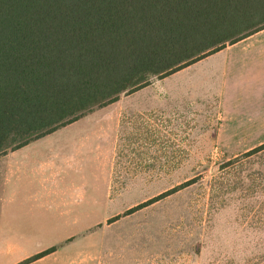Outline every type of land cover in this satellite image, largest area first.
<instances>
[{"label": "rangeland", "instance_id": "1", "mask_svg": "<svg viewBox=\"0 0 264 264\" xmlns=\"http://www.w3.org/2000/svg\"><path fill=\"white\" fill-rule=\"evenodd\" d=\"M175 80L154 77L40 139L99 144L108 175L106 181L97 177V163L86 165L91 157L84 154L82 177L62 175L39 189L66 193L69 201L83 195L78 213L89 211L88 195L96 193L98 209L83 222L84 228L94 222L93 228L75 232L79 239H97L94 253L115 264H190L193 256L196 264H264V140L221 134L217 98L186 86L178 90ZM245 145L254 148H240ZM62 199L52 197L53 211ZM26 209L19 224L38 231ZM45 221L50 223L47 215ZM8 223L0 220V230ZM18 249L23 247L0 245V255Z\"/></svg>", "mask_w": 264, "mask_h": 264}, {"label": "trees", "instance_id": "2", "mask_svg": "<svg viewBox=\"0 0 264 264\" xmlns=\"http://www.w3.org/2000/svg\"><path fill=\"white\" fill-rule=\"evenodd\" d=\"M263 29L264 0H0V157Z\"/></svg>", "mask_w": 264, "mask_h": 264}, {"label": "crops", "instance_id": "3", "mask_svg": "<svg viewBox=\"0 0 264 264\" xmlns=\"http://www.w3.org/2000/svg\"><path fill=\"white\" fill-rule=\"evenodd\" d=\"M172 76L177 78L173 85L178 90L186 86L194 94L201 91L205 96L217 98L221 134L248 133L254 135L249 142L264 140V29L175 72ZM158 99L157 96V101L160 102ZM71 127L73 125L63 129ZM240 148L250 149L254 146L245 145ZM84 154L91 157L87 158L86 165L97 163V177L104 176L106 181L108 167L105 164V154L101 153L99 144L94 142L67 141L54 145L43 143L39 139L0 157V220L2 226L10 222L9 228L0 230V245L23 247L21 253H13L9 257L0 255V263L20 264L56 247L55 251L28 264H115L114 260L111 262L94 253L97 250L94 247L100 245L97 239H79V234L75 232L93 228L94 222L85 228L83 222L91 219L94 206L98 209V205H94L97 204V194L89 193V206L86 207L89 211L85 213L82 210V213H78L77 208L84 203L83 195L81 200L76 198L69 201L66 193L63 196L61 193H53V189L48 190L49 193H42L41 190L46 182L53 183L62 178V175L73 174L76 175L75 179L79 175L82 177ZM95 155L97 156L94 157ZM53 196L63 198L60 202L62 206L55 207L54 211ZM26 208L32 211L31 216L27 215L29 219H37L40 227L38 231L34 227L29 229L26 225L19 224L23 220L22 217L19 219L20 215ZM52 213L55 223H52ZM46 215L50 223H45ZM190 264H196L195 256L191 257Z\"/></svg>", "mask_w": 264, "mask_h": 264}]
</instances>
